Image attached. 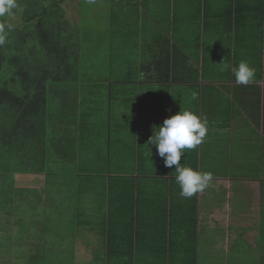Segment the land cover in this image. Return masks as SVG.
Wrapping results in <instances>:
<instances>
[{"label": "crops", "instance_id": "crops-1", "mask_svg": "<svg viewBox=\"0 0 264 264\" xmlns=\"http://www.w3.org/2000/svg\"><path fill=\"white\" fill-rule=\"evenodd\" d=\"M110 4L111 31L122 32V38L110 48V65L128 62L133 68L140 67L143 75L125 83L110 75L94 76L93 83L105 85L106 91L103 97L93 94V98L103 99V108L91 111L83 108L78 88L77 107H64L48 124V135L57 139L51 140L50 148L65 153V139L77 135L83 119L89 120L86 130L94 132L88 135L92 142L74 156L59 155L56 162L124 165L120 171L125 178L118 183H124V190L134 194L124 206L125 221L131 228L179 227L186 203L179 194L175 166L165 167L156 146L147 141L154 125H161L181 109H191L207 120L209 131L196 149L185 150L181 164L213 174L212 183L197 197V259L200 264L203 259L205 264H223L219 256L226 252L235 254L233 264H264V0H110ZM132 7L135 18L130 23L127 19ZM118 11L127 21L116 25L112 20ZM242 60L256 69L255 79L247 86L236 85L231 72V67ZM224 63L229 68L221 71ZM82 81L80 64L78 87ZM88 97L85 94V99ZM132 115L134 123L127 122ZM132 165L137 168L133 170ZM49 169L53 170L52 166ZM100 175L97 184L102 187ZM131 178L140 189L134 190ZM13 179L14 195L7 204L16 209L18 201H29L41 189L39 181L43 180V194L50 182L44 172L25 181L18 190L17 179ZM81 183L79 178L74 187L78 200L85 189ZM61 188L67 190V184ZM155 194L158 197L151 199ZM90 196L84 202L89 209L85 212L99 209L89 206L102 203L100 192ZM192 197L187 198L191 209ZM138 199L140 203L135 202L134 207ZM46 205L44 196V211ZM138 206L141 217L127 218ZM29 207L34 211L31 218L23 220L20 215L15 234L22 238V253L36 254L41 238L34 224L44 216L38 202ZM150 209L155 212L151 218L152 213H147ZM63 210L68 212V208ZM18 212L12 207L13 216ZM26 225L30 238L20 232Z\"/></svg>", "mask_w": 264, "mask_h": 264}, {"label": "trees", "instance_id": "trees-1", "mask_svg": "<svg viewBox=\"0 0 264 264\" xmlns=\"http://www.w3.org/2000/svg\"><path fill=\"white\" fill-rule=\"evenodd\" d=\"M67 1L17 0L18 8L14 14L0 18V22L13 25L5 43L0 45V177H15L17 189L20 190L25 181L47 173L50 182L45 189L48 207L46 217L63 215L66 228L64 235L67 246L64 251L61 250L64 240L58 235L53 238V243L57 246L55 254L59 255L50 256L49 252H45L40 257L31 258L29 262L197 264L198 221L195 208L198 193L192 197V209L185 198L186 204L181 209V226L137 225L131 228V224L125 221L124 206L134 194L124 190V183H118L119 179L125 178L121 174L123 171H120L124 165L113 162L85 165L56 162L64 152L52 151L50 148L51 140L57 139L55 135H48V124L55 119L49 114L48 84L77 82L84 50L81 32L65 11L64 4ZM72 138L68 136L65 143ZM49 157L51 164H55L51 165L53 170L49 169ZM132 167L133 170L137 168L135 165ZM98 173L103 178L102 187L97 184ZM79 178L82 179L79 186L85 189L78 200L74 187L78 185ZM131 182H134V190L140 189V184L134 178H131ZM65 184L67 190L61 188ZM93 186L95 190L92 191ZM95 191L102 195V203L89 206L90 209L99 206V209L85 212L89 209L84 202ZM138 195L135 193V196ZM157 197L155 194L151 199ZM7 198L0 201V210L12 212L11 204H7L12 202V192L8 193ZM135 202L140 203V200H134V207ZM150 203L153 206L154 203ZM140 207L134 208L132 215L127 218L138 220L141 217ZM64 208H68L69 213L64 210L65 213ZM147 213H152L150 218L155 214L151 209ZM20 232L26 238L32 237L26 229Z\"/></svg>", "mask_w": 264, "mask_h": 264}, {"label": "rangeland", "instance_id": "rangeland-1", "mask_svg": "<svg viewBox=\"0 0 264 264\" xmlns=\"http://www.w3.org/2000/svg\"><path fill=\"white\" fill-rule=\"evenodd\" d=\"M64 8L72 24L82 35L84 50L81 61V71L83 81L80 87H78L77 82L71 84H48V109L50 116H54V118L61 115V110L64 107H71L73 109L77 107L78 99L76 93L78 88H80V102H82L83 108L86 107L87 110L90 111L95 107L98 109L103 108V99L93 98V94L97 93L98 96L103 97L106 86L100 84L95 85L93 83L94 76L105 78L104 76L110 75L113 76L115 80H123L125 83L130 81L132 77L143 75V71L140 67L133 68L128 62H123L121 64L119 61L115 63L113 67L110 65V62H112L110 58V48L118 39L122 38L121 31L112 33L110 28V0H68L64 4ZM133 18H135V12H133L132 7L129 10L127 20L133 23ZM127 20H123L121 18V13L118 11L112 23L119 25ZM142 38H144V36H141V39ZM142 40L146 43L145 39ZM85 94H89V97L86 99ZM114 102L116 104V99ZM116 118L117 116L114 120ZM134 121L135 116L132 115L128 118L127 122L134 123ZM87 127H89V120L83 119L81 121V127L77 130V135H75L72 140H68L67 144L64 146L66 152L63 155L74 156L78 149H82L86 144L92 142L91 137H88V135L94 132L86 130ZM48 163L49 166L55 165L51 164L50 160H48ZM40 182H42L41 189L36 190L35 195H30L31 199L29 201L28 199H24L25 202L18 201L20 206L17 209L13 204L10 205L16 211H19L15 216H13L10 211H0V264H28L27 260L29 262L31 258L40 257V255L45 252H49L51 254L50 256H54L57 251V246L53 243V238L58 235L64 240L61 244V250L64 251L67 246L65 243L66 237L64 233H66V228L64 226L63 215L57 217L54 214L53 216L46 217V215H48V213H46L48 207L46 206V210H43L45 194H43V180L39 181V183ZM13 185L14 179L12 177H0V189H2V191H0V201L8 200V193L12 192ZM35 202H38L39 210L42 209V214L44 216V219L34 224L35 231L41 238L39 251L36 254L32 252L22 253L25 247L19 244L22 238H20L18 234H15L19 231L18 226H16L19 223L16 219L19 218L20 215H22L21 218L23 220L30 219V213L34 211L30 209L29 205H33ZM14 220L16 223L13 225L12 222H14ZM22 229L28 230L29 226L26 225L25 228L22 227ZM225 253L226 252H223L219 256L223 264H233L235 254L231 253L229 256L228 253ZM55 255L57 256L59 254L57 253ZM212 257L210 256V258ZM200 261L201 260L198 259L199 264ZM202 262L205 264V259H203ZM216 262H218V260Z\"/></svg>", "mask_w": 264, "mask_h": 264}, {"label": "clouds", "instance_id": "clouds-1", "mask_svg": "<svg viewBox=\"0 0 264 264\" xmlns=\"http://www.w3.org/2000/svg\"><path fill=\"white\" fill-rule=\"evenodd\" d=\"M18 8L17 0H0V18L11 17ZM13 25L0 22V45L5 43ZM223 63V62H221ZM229 65L223 64L221 71L228 70ZM236 85H249L256 76V69L247 61H240L238 66L231 67ZM195 98L196 93H193ZM208 122L191 109H181L174 115L168 116L159 126H153V134L147 144L155 145L158 155L164 159L167 168L175 166L176 183L180 188V196L190 198L204 191L213 181V174L201 171L191 166L181 164L185 150L196 149L208 134Z\"/></svg>", "mask_w": 264, "mask_h": 264}]
</instances>
